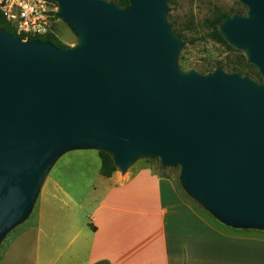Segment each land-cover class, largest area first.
Segmentation results:
<instances>
[{"label":"water","instance_id":"1","mask_svg":"<svg viewBox=\"0 0 264 264\" xmlns=\"http://www.w3.org/2000/svg\"><path fill=\"white\" fill-rule=\"evenodd\" d=\"M77 42L23 40L0 28V241L29 214L65 152L179 166L216 220L264 231V0L217 25L261 81L217 67L183 70L169 0H54Z\"/></svg>","mask_w":264,"mask_h":264},{"label":"crops","instance_id":"2","mask_svg":"<svg viewBox=\"0 0 264 264\" xmlns=\"http://www.w3.org/2000/svg\"><path fill=\"white\" fill-rule=\"evenodd\" d=\"M98 152L56 160L0 264H264L263 230L206 218L145 162L104 177Z\"/></svg>","mask_w":264,"mask_h":264},{"label":"rangeland","instance_id":"3","mask_svg":"<svg viewBox=\"0 0 264 264\" xmlns=\"http://www.w3.org/2000/svg\"><path fill=\"white\" fill-rule=\"evenodd\" d=\"M109 1L114 2L113 0ZM169 7L170 10L167 13V18L173 25V32L184 41V45L178 54V65L181 69L207 73L219 67L226 72H231L227 66L233 65L239 67L240 75H246L257 80L250 76L251 72H258L257 68L255 66V68L250 67L253 65L246 62L241 51L228 44L223 45L214 41L208 27V21L217 16V10L228 16L234 13L245 15L247 11L246 7L239 0H169ZM51 30L52 33L50 34H53L65 46L70 47L77 42V37L70 27L58 17L53 19ZM236 73L239 74V72ZM139 161L145 162L158 175H163L173 181L183 199L200 214L206 218L215 219L183 189L179 181V166L163 167L158 158L139 159L135 163ZM159 166H162L164 169H160ZM46 180L47 176L38 191L28 216L13 227L0 241V259L11 239L28 225L35 223L37 201Z\"/></svg>","mask_w":264,"mask_h":264},{"label":"built area","instance_id":"4","mask_svg":"<svg viewBox=\"0 0 264 264\" xmlns=\"http://www.w3.org/2000/svg\"><path fill=\"white\" fill-rule=\"evenodd\" d=\"M0 12L23 40L52 33L56 4L51 0H0Z\"/></svg>","mask_w":264,"mask_h":264},{"label":"trees","instance_id":"5","mask_svg":"<svg viewBox=\"0 0 264 264\" xmlns=\"http://www.w3.org/2000/svg\"><path fill=\"white\" fill-rule=\"evenodd\" d=\"M54 4L55 1L51 0ZM115 3H117L119 6H127L129 4L128 0H113ZM228 15L222 14L221 12H218L217 10V16H215L214 18H212L211 20L208 21V27L211 31V37L214 41H216L217 43L223 44V45H227L226 41L224 40V38L220 35L219 31H218V23ZM0 28H2L5 32L10 33L12 35L18 36L19 38L23 39V35L21 34H17L15 28L12 26L11 23H9L5 17L3 16V14L0 12ZM32 39H39L42 41H50L52 42L55 46L59 47V48H67L68 46H65L63 44L60 43V41L55 38V36L53 34H47L45 36H40V37H29L27 40H32ZM229 71L231 72H239L240 70L238 69V66H227ZM255 68L254 66H250ZM251 77L257 79V80H261L260 74L257 71H253L251 72ZM99 157L101 159V175L104 177H109L111 176L117 169L114 166L111 157L104 152L99 151ZM160 169H164L162 166H159ZM163 176V175H160ZM165 177V176H164Z\"/></svg>","mask_w":264,"mask_h":264}]
</instances>
